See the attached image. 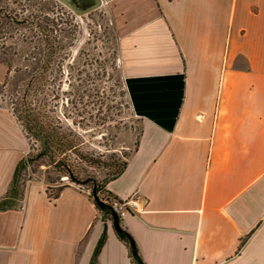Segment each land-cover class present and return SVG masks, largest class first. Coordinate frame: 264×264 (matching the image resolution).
<instances>
[{
    "label": "crops",
    "instance_id": "0c3cea01",
    "mask_svg": "<svg viewBox=\"0 0 264 264\" xmlns=\"http://www.w3.org/2000/svg\"><path fill=\"white\" fill-rule=\"evenodd\" d=\"M101 5L141 121L107 189L136 203L122 223L143 264H264V0ZM21 159L0 143V200ZM96 211L78 187L49 202L31 181L0 212V264H88L104 228ZM106 234L97 264H130L109 223Z\"/></svg>",
    "mask_w": 264,
    "mask_h": 264
},
{
    "label": "trees",
    "instance_id": "16d2710c",
    "mask_svg": "<svg viewBox=\"0 0 264 264\" xmlns=\"http://www.w3.org/2000/svg\"><path fill=\"white\" fill-rule=\"evenodd\" d=\"M57 7L54 0H0V65L6 70L0 83V108L16 119L29 141L28 152L15 166L8 191L0 200V212L16 207L27 184L43 172L49 202L71 185L78 186L87 192L104 224L88 264H97L107 238L106 224L113 225L115 216L122 228L115 235L128 249L130 264H143L136 243L115 210L122 200L107 189V184L124 172L132 152L119 159L114 152L99 153L91 148L74 129L75 117L83 123L81 115L72 113L74 94L65 92V98H60L62 109L57 105L76 37L71 29L76 26L67 21L73 16L68 13L64 20L65 13ZM71 81L70 77V90L74 89ZM137 146L138 140L134 150ZM61 177L66 180L61 181ZM127 211L132 212L128 207ZM131 243L135 255L130 251Z\"/></svg>",
    "mask_w": 264,
    "mask_h": 264
},
{
    "label": "rangeland",
    "instance_id": "374dc122",
    "mask_svg": "<svg viewBox=\"0 0 264 264\" xmlns=\"http://www.w3.org/2000/svg\"><path fill=\"white\" fill-rule=\"evenodd\" d=\"M57 3V8L65 13L64 20L69 13L73 17L70 19L68 15L67 21L76 26L71 27L75 29L76 37L69 55L71 60L64 69L63 94L57 95V105L62 109L61 99L65 98V92L74 94L76 107L72 113H78L83 120V123H78L79 118H74L77 123L74 129L78 135L99 153L114 152L119 159H123L136 146L141 121L134 115L119 66V29L109 8L104 5L92 12L76 15L65 5ZM66 72L74 89L68 87L70 77ZM5 73V68L0 65V83ZM19 126L11 114L0 109V143L9 145L11 152L21 159L28 152L29 141ZM88 171L91 172L90 169ZM44 177L41 172L34 176L32 182H44L46 187ZM60 180L66 178L61 177ZM80 251L81 246L77 252Z\"/></svg>",
    "mask_w": 264,
    "mask_h": 264
},
{
    "label": "water",
    "instance_id": "95a60500",
    "mask_svg": "<svg viewBox=\"0 0 264 264\" xmlns=\"http://www.w3.org/2000/svg\"><path fill=\"white\" fill-rule=\"evenodd\" d=\"M55 1L60 2L61 4L65 5L66 7L71 9V11H73V13L76 14V15H83L85 13L92 12V11L96 10L97 8H99L101 6V0H85V1H87V4L82 9H76L67 0H55ZM121 229L122 228H121V226H120V224L118 222V218L116 216L113 217V225H112L113 232L117 233V234H120L121 233ZM134 246L135 245L133 243H131L129 245V248H130V251H131L132 255H135Z\"/></svg>",
    "mask_w": 264,
    "mask_h": 264
},
{
    "label": "built area",
    "instance_id": "2783aa9c",
    "mask_svg": "<svg viewBox=\"0 0 264 264\" xmlns=\"http://www.w3.org/2000/svg\"><path fill=\"white\" fill-rule=\"evenodd\" d=\"M127 207L130 208L132 211L137 209L135 201L129 199L122 201L121 204H116L115 210L117 211L116 213L119 214V216L122 218L128 211Z\"/></svg>",
    "mask_w": 264,
    "mask_h": 264
},
{
    "label": "flooded vegetation",
    "instance_id": "af4514ba",
    "mask_svg": "<svg viewBox=\"0 0 264 264\" xmlns=\"http://www.w3.org/2000/svg\"><path fill=\"white\" fill-rule=\"evenodd\" d=\"M69 1L76 9H82L87 4V1H85V0H69ZM72 13H73V11H72Z\"/></svg>",
    "mask_w": 264,
    "mask_h": 264
}]
</instances>
